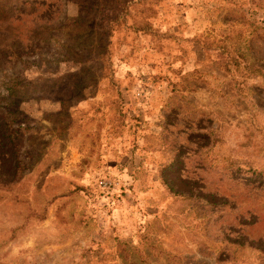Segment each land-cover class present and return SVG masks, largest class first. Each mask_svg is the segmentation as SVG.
<instances>
[{
	"label": "rangeland",
	"instance_id": "374dc122",
	"mask_svg": "<svg viewBox=\"0 0 264 264\" xmlns=\"http://www.w3.org/2000/svg\"><path fill=\"white\" fill-rule=\"evenodd\" d=\"M2 3L0 264H264V0Z\"/></svg>",
	"mask_w": 264,
	"mask_h": 264
},
{
	"label": "trees",
	"instance_id": "16d2710c",
	"mask_svg": "<svg viewBox=\"0 0 264 264\" xmlns=\"http://www.w3.org/2000/svg\"><path fill=\"white\" fill-rule=\"evenodd\" d=\"M2 8H4V4H0ZM3 11V10H2ZM122 13V12H121ZM13 56L12 54L9 55V59H12ZM8 112H6L3 108L0 107V123L2 126H0V129L2 131V138L6 141V144H8L11 149H14V152H16L17 149V143L18 141L21 139L22 137V131L23 129H21V127H14L12 124V120L11 118H8V115L6 114ZM16 155V154H15ZM15 162V169L17 172V168H16V164H18V158L14 159ZM262 176V172L258 171V172H252V177H259ZM262 179V177L260 178Z\"/></svg>",
	"mask_w": 264,
	"mask_h": 264
},
{
	"label": "built area",
	"instance_id": "2783aa9c",
	"mask_svg": "<svg viewBox=\"0 0 264 264\" xmlns=\"http://www.w3.org/2000/svg\"><path fill=\"white\" fill-rule=\"evenodd\" d=\"M103 186H104V187L106 186V185H105V183H104V185H103Z\"/></svg>",
	"mask_w": 264,
	"mask_h": 264
}]
</instances>
